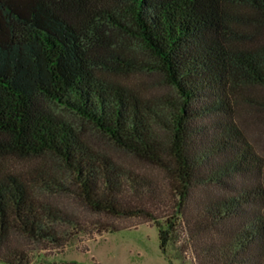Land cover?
Listing matches in <instances>:
<instances>
[{
    "label": "trees",
    "instance_id": "1",
    "mask_svg": "<svg viewBox=\"0 0 264 264\" xmlns=\"http://www.w3.org/2000/svg\"><path fill=\"white\" fill-rule=\"evenodd\" d=\"M117 1L0 0V261L152 222L165 255L264 264V0Z\"/></svg>",
    "mask_w": 264,
    "mask_h": 264
},
{
    "label": "rangeland",
    "instance_id": "2",
    "mask_svg": "<svg viewBox=\"0 0 264 264\" xmlns=\"http://www.w3.org/2000/svg\"><path fill=\"white\" fill-rule=\"evenodd\" d=\"M110 5L122 8L117 0H103ZM116 38H123L126 51L135 58L149 63V57L140 48L133 36L120 35L114 31ZM261 37L264 39V26L261 27ZM130 56V57H131ZM138 77L146 86L163 88L158 73L140 72ZM161 91V90H160ZM244 107V106H243ZM241 111V125L250 142L264 156V119L250 113L249 107ZM96 145L108 151L114 158L125 165L144 169L150 173L157 170L135 159L128 152L112 145L99 134H94ZM128 222L137 221L128 219ZM30 264H193L189 258L178 256L173 246L165 255L159 247L157 227L152 222H143L136 227L123 228L114 231L88 234L77 233L63 247H37L30 244ZM0 264H7L0 261Z\"/></svg>",
    "mask_w": 264,
    "mask_h": 264
}]
</instances>
